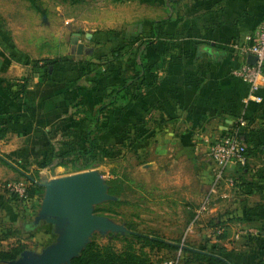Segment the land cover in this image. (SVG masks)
<instances>
[{"label": "crops", "instance_id": "0c3cea01", "mask_svg": "<svg viewBox=\"0 0 264 264\" xmlns=\"http://www.w3.org/2000/svg\"><path fill=\"white\" fill-rule=\"evenodd\" d=\"M41 1L0 0V127L5 128L0 138L1 237L11 236L6 225L22 221L16 202L4 188L17 172L10 161L22 164L33 160L35 165L42 132L48 133L53 126L60 131L58 124L69 118L80 123L92 119L111 85L122 81L125 58H129L130 73L135 67L133 49L150 35L152 21L164 19L165 34L145 52L151 64L160 52H166L164 67L156 72L153 85L128 108L106 112L127 117L135 134L132 119L144 115L147 134L139 139L141 143L176 146L179 155L188 160L207 157L209 145L243 117L246 124L239 129L249 155L244 166L230 165L228 172L241 182L243 196L253 193L264 197V82L256 92L261 100L244 103L249 90L246 83L231 75L241 59L230 47L232 41L253 33L264 19V0H177L175 6L172 0H46L40 7ZM69 6L76 8L72 14L66 9ZM58 26L62 28L60 35ZM67 29L71 36L79 33V37L90 30L91 41H79L91 46L92 54L115 49L118 43L123 45L124 56L97 60L75 54L45 64L44 59L54 58L49 56L51 49L61 48L57 38L66 36L63 30ZM110 29L118 36L117 42L111 43L113 47L103 44L106 36L97 42L93 39ZM135 30L139 38L122 40ZM62 49L71 53L75 48ZM90 62L101 64V74L95 79L90 74L80 77V70L90 71ZM69 98L71 101L65 103ZM78 104L83 110L72 113L71 107ZM61 133L74 135L77 142L73 148L86 146L83 128L71 127ZM263 227L264 222L259 228ZM255 228L248 227L244 234L259 233Z\"/></svg>", "mask_w": 264, "mask_h": 264}, {"label": "rangeland", "instance_id": "374dc122", "mask_svg": "<svg viewBox=\"0 0 264 264\" xmlns=\"http://www.w3.org/2000/svg\"><path fill=\"white\" fill-rule=\"evenodd\" d=\"M43 3L47 4L46 0L40 2V7ZM66 9L69 14L76 10L72 6ZM61 29L58 26V35ZM63 31L66 36L57 38L58 48H61L51 49L49 56L54 58L44 59L45 64L51 65L53 60L60 61L63 56H75L74 49L71 53L62 49L71 45V33L68 29ZM79 38L86 43L91 41L83 36V32ZM53 50L56 52L52 53ZM125 59V73H128L129 63ZM89 68L91 78L94 71H101V66ZM46 74L47 71L43 75ZM71 108L72 113L82 111L79 104ZM114 115L110 110L101 115L95 159L90 165L83 167L81 161L76 164L70 159L56 158L72 149L77 141L73 139L74 135L61 133L54 126L48 133H41L35 165H32L33 160L17 164L9 157L17 172L5 182L4 188L16 202L22 221L11 227L6 225L11 236L1 234L0 249L21 243L22 252L37 257L57 243L64 227L49 222L46 217L37 218L45 182L94 170L107 185V190L112 191L108 199L93 206L94 212L117 225L118 230L96 229L87 243L94 240L120 250L130 239L136 248H141L161 264H207L194 260L188 250L220 257L226 261L223 264H264V227L259 228L264 222V197L253 193L243 196V192H239L241 182L228 172L230 166L221 178L216 179L208 156L198 155L195 160H188L179 155L176 146L141 143L130 129L127 117ZM59 161L62 164L56 165ZM9 183L21 184L24 195L12 191ZM248 227L258 228L259 233L244 234ZM135 234L161 239L173 247L142 246Z\"/></svg>", "mask_w": 264, "mask_h": 264}, {"label": "trees", "instance_id": "16d2710c", "mask_svg": "<svg viewBox=\"0 0 264 264\" xmlns=\"http://www.w3.org/2000/svg\"><path fill=\"white\" fill-rule=\"evenodd\" d=\"M174 6L176 5L177 0H172ZM175 7H172L174 10ZM167 22L166 19L159 21H152L151 23V31L150 35L146 38L140 39L139 43L136 45L133 51L135 52V67L130 73H125L123 75V79L119 84L111 85L105 99L100 102L95 110V115L92 119H84V123H80L78 120L69 118L64 120L58 124V129L60 131H66L71 127L83 128L85 130V140L86 146L75 147L69 150H65L63 153L58 155L56 158L65 160L70 159L73 160L74 163L82 162L80 166L90 165L95 159V144H96V135L101 126V115L105 113L109 108H118L124 110L128 108L129 104L133 100H139L144 95V90L153 85V81L156 78V72L161 70L164 67L165 63V54L166 52H160V57L157 61L152 64L149 63L148 59L145 56L146 49L149 46H152L156 40L163 37L164 28L162 24ZM122 34L124 32H121ZM117 31L115 30H107L105 32L97 33L94 36V40H103L102 36H106V40H104L103 44L111 46V43L117 42L118 36H116ZM139 33L135 30L133 32H129L124 37H122L123 41L132 42L139 38ZM97 42V40H96ZM123 43V42H122ZM123 45L116 44L115 49H106L103 54H98L97 51L91 54L90 58H96L97 60H102L107 56L111 55L112 59H118L120 56H124L121 54V49ZM129 58H127V61ZM100 67L101 64L90 62V66ZM95 79L101 71H94ZM80 77H84L88 75L89 72L86 68L80 70ZM146 75H149V78H146ZM134 88V89H133ZM83 107V106H82ZM83 110V108H81ZM144 116V115H143ZM143 116H138L132 119V125L136 130L137 140L144 139L146 137V122ZM237 124L232 128H236ZM231 129L227 133L231 132ZM5 128L0 127V138L4 135ZM148 136V135H147ZM239 137L246 144V138H244L243 132H239ZM246 158L249 155V148L246 144ZM54 160V159H53ZM62 164L60 161L56 163V165ZM239 166H244L245 163L237 164ZM41 166V165H40ZM24 175V174H23ZM33 184V180H32ZM35 186V183H34ZM109 194H112L111 189L108 190ZM221 233V232H220ZM134 237L137 241L142 242V246L150 245L154 246L158 249L160 248H172V245H169L165 241L157 238H152L149 236L135 234ZM23 245L21 243H16L12 246H9L7 249H0V263H4L10 260H14L19 256L23 251ZM187 250V249H184ZM192 253V257L194 260L198 262H204L207 264H223L226 261L220 257H216L212 254L202 252V251H190ZM66 264H161V261L152 260L149 255L143 251L141 248H136L133 244L132 240H127L122 249L117 250L111 244L101 245L94 240L88 242L83 249L74 257L71 258L69 263Z\"/></svg>", "mask_w": 264, "mask_h": 264}, {"label": "water", "instance_id": "95a60500", "mask_svg": "<svg viewBox=\"0 0 264 264\" xmlns=\"http://www.w3.org/2000/svg\"><path fill=\"white\" fill-rule=\"evenodd\" d=\"M91 36V33L85 34L88 40ZM70 44L78 55L93 52L92 47H85L79 41V33H73ZM44 186L37 218L46 217L49 222L64 227L59 241L40 256L22 252L17 259L0 264H66L83 249L94 230H118L117 225L94 212L93 206L110 195L98 172L89 170L53 178Z\"/></svg>", "mask_w": 264, "mask_h": 264}, {"label": "built area", "instance_id": "2783aa9c", "mask_svg": "<svg viewBox=\"0 0 264 264\" xmlns=\"http://www.w3.org/2000/svg\"><path fill=\"white\" fill-rule=\"evenodd\" d=\"M230 47L241 59L239 65L231 70V75L248 86L249 91L244 103L249 100L259 102L261 98L256 92L264 82V19L253 33L246 35L242 40L232 41ZM236 124L237 127L232 128L230 133L209 145L208 156L213 164L216 179L221 178L230 165L246 163V144L238 136L239 127L244 126L246 120L240 117ZM8 186L21 196L25 193L24 187L19 183H9Z\"/></svg>", "mask_w": 264, "mask_h": 264}]
</instances>
